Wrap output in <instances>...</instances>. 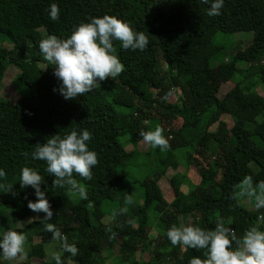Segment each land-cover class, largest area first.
Returning a JSON list of instances; mask_svg holds the SVG:
<instances>
[{
  "label": "trees",
  "instance_id": "trees-1",
  "mask_svg": "<svg viewBox=\"0 0 264 264\" xmlns=\"http://www.w3.org/2000/svg\"><path fill=\"white\" fill-rule=\"evenodd\" d=\"M211 2L0 0V37L11 41L7 53L0 42V84L9 67L15 66L20 71L13 80L20 98L16 102L0 99V146L8 154L1 163L6 178H0V184L13 185L7 193L5 188H0V215L6 216L3 218L6 223L10 221L9 225L12 226V220L18 224L11 230L26 236L28 260L37 257L42 260L38 264H55L54 260L46 261L45 245L52 242V234L44 230L40 221L46 214L28 208L30 201L37 202L35 190L20 185L23 167H31L44 177L41 191L45 192L53 212L48 222L79 250L75 257L62 251L63 264L70 261L105 264L116 246L121 262L127 264H189L194 257L205 259V250L182 249L173 246L167 238L173 225L184 226L189 218L192 223L187 226L204 230L214 229L216 219L222 218L237 237H242L252 226L264 231V221L258 219L264 215V209L257 211L252 204L246 207L241 200L232 199L235 185L254 170L264 181V120L261 118L264 96L258 90V84L264 83V0H224L221 14L214 17L207 15ZM53 3L60 9L56 21L50 18ZM104 15L115 16L134 31L143 32L149 43L144 50H123L114 41L115 54L124 65L122 74L114 80L100 82L99 88L84 96L66 100L59 92L61 82L54 75L55 65L43 59L39 48L43 37L39 29L47 36L67 39L79 24ZM24 16L30 17L36 27L25 24ZM238 32L253 33L252 42L245 50L227 58L218 36ZM160 61L168 70L167 80L161 77ZM40 63L45 64L44 69ZM215 68L225 83H234L222 99L216 97L210 81ZM175 92L180 98L170 107L168 100ZM168 93L171 95L164 100ZM207 113L210 117L202 132L199 126ZM153 116L168 125L182 120L181 129L164 131L166 139L171 136L170 150L150 147L146 153L138 149L143 140L140 133L148 131L146 122ZM224 116H230V120H224ZM43 120L49 124L52 136L63 138L73 130L85 129L92 134L88 147L97 153L99 160L92 169L93 178L83 180L74 174V179L85 186L87 199L72 195L65 188H52L54 177L47 173L46 163L22 155L31 154L37 144L42 145L50 138L30 135ZM212 125H216L213 131L209 129ZM183 129L191 133L190 139L183 137ZM194 142L195 150L190 151L189 146ZM211 143L218 145L213 163L208 152ZM147 157L156 165H165L174 158L178 164L176 174L182 173L181 177L192 165H198L201 184L194 198L178 196L175 174L168 180L174 199L171 202L166 199L160 184L164 174L151 177L144 172ZM123 165L125 170L117 172ZM207 182L210 185L203 186ZM117 187L125 192L118 196ZM132 193L140 196L142 203L132 197L128 212L113 218L114 212L119 213L126 206L125 198ZM154 203L159 214L161 243H157L146 261L137 258V253L150 249L149 210ZM91 206L97 209L98 219ZM105 218L108 222H104ZM35 234L41 237V242L32 244ZM105 252L109 255L103 258ZM1 260L2 255L0 264H10Z\"/></svg>",
  "mask_w": 264,
  "mask_h": 264
},
{
  "label": "clouds",
  "instance_id": "clouds-1",
  "mask_svg": "<svg viewBox=\"0 0 264 264\" xmlns=\"http://www.w3.org/2000/svg\"><path fill=\"white\" fill-rule=\"evenodd\" d=\"M209 4V0H201ZM224 0H212L207 15L210 17L221 14L220 10ZM60 9L57 4L50 5V18L53 21L59 19ZM114 41H118L123 50H144L148 43V37L143 32H136L123 20L110 15L102 18H91L90 22H84L76 27L67 39H59L54 35L47 36L39 43L43 59L54 64V75L61 82L60 94L66 99H75L92 92L100 87V82L116 79L124 71V65L115 54ZM55 91V89H54ZM168 93L163 99L167 100ZM143 142L151 148L167 151L170 147L168 140L163 135V129L157 126L154 131L141 132ZM92 134L87 130L77 132L73 130L63 138L54 135L47 142L35 146L34 151L22 155L27 159L43 161L46 163L47 173L54 177L52 188H65L72 195L81 199H87L86 188L74 179V174L83 180L90 181L93 178L92 169L98 165V155L89 150L88 142ZM0 178H6V173L0 169ZM44 183L37 170L31 167H23L20 174L21 187H32L35 190L37 202H29L28 208L36 213H45L43 220L44 230L52 234L53 242H60L63 252L77 256L78 248L68 243L66 235L48 221L53 212L51 205L41 191ZM5 192H11L13 185L0 184ZM232 194L233 200L246 199L255 210L264 209V181L253 182L251 176H245L235 185ZM125 207L114 212L117 214L128 212L127 205L133 203L132 196L125 198ZM37 219H39L37 217ZM264 221V215L258 218ZM30 219L28 222H31ZM129 224L132 221H128ZM111 231V229H109ZM167 238L173 246H181L197 250H205V259L194 257L189 264H264V231L258 226L247 229L242 237H237L236 232L225 226L222 218H217L215 228L204 230L196 226L173 225L167 232ZM26 236L15 230L6 231L0 238V255L4 261L20 262L27 258L25 250ZM55 264H63L59 251L51 253Z\"/></svg>",
  "mask_w": 264,
  "mask_h": 264
},
{
  "label": "rangeland",
  "instance_id": "rangeland-1",
  "mask_svg": "<svg viewBox=\"0 0 264 264\" xmlns=\"http://www.w3.org/2000/svg\"><path fill=\"white\" fill-rule=\"evenodd\" d=\"M25 24H27L29 27L31 28H35L36 24L32 21V19L28 16H24L23 18ZM43 39L47 37V35L43 32V30L39 29ZM253 39V33L251 32H238L235 33L233 35H223V36H218V41L219 44L224 46V52L226 53V57L230 58L233 57L237 51L240 50H245L252 42ZM0 42L1 45L3 47L6 48V53L8 52V49L11 48V41L6 38V37H0ZM7 55V54H6ZM39 66L44 69L45 68V64L40 63ZM159 68H160V74L161 77L164 80H167V69L165 68V65L162 61L159 62ZM20 73V71L15 67V66H11L9 67V69L7 70L6 73V77L4 79V81L0 84V99L3 100H9L11 102H16L19 98H20V94L17 91L15 85H14V78L16 77V75ZM246 80H248V78H246ZM210 81L212 84V87L214 89L215 95L218 99H222L224 97V95L231 89L234 87V83H225L221 77L219 76V71L217 68L213 69L211 71L210 74ZM169 83V82H168ZM258 90L261 93V95L264 96V83L262 84H258ZM179 93H174V95L169 98L168 100V104L170 107H174L177 104V101L179 100ZM210 117V113H207L206 115H204L203 119H202V123L199 126V129L203 132L206 130L207 128V124H208V119ZM261 118L264 120V112L261 115ZM224 120L229 121L230 120V116H224ZM148 131H154L155 128L157 126H160L163 129V135H164V131L168 130V129H173V130H177V129H181L182 127V120L181 119H177L174 120L172 122V124L168 125V123H166L165 121H160L158 116H153V119H150L149 121L146 122ZM216 125H212L209 129L211 131L215 130ZM182 134L183 137L185 139H190L191 137V133L187 130V129H183L182 130ZM30 135L32 137H52V133H51V128L49 126V124L47 123V121L43 120L42 125L37 128V129H32L30 131ZM165 137V135H164ZM166 138V137H165ZM125 140H128L127 137L124 138ZM167 140H171V136L169 137V139ZM195 142L194 144H191L189 146L190 151H194ZM138 149L141 152H148L150 149V146L145 144L143 142V140L141 142H139L138 145ZM127 150L130 151L131 150V144L128 145ZM170 150V149H168ZM217 150H218V145L216 143H211L208 147V152L209 155L211 157V163H213V161L215 160V157L217 156ZM8 157L7 152L4 150V148H2L0 146V167H1V163L4 162ZM198 166V165H197ZM195 165H192L185 173V175H183L182 177L180 175H182V173H177L176 174V169L178 167V164L176 162V160L174 158H171L167 161V163L165 165H156L153 163V161L151 160L150 157H147L145 164H144V172L148 175H150L151 177H153L155 174H164V177L162 178V180L160 181V184L163 186L162 191L164 192L166 199H169V201L171 202L174 199V192H173V188L169 187L168 185V180L170 181V178L174 176V181H175V186L176 189H178L179 191V195L184 194L186 196L187 199L191 200L194 198L195 196V192H196V188L201 184V175H200V167H197ZM200 166V165H199ZM201 166L206 167L205 163L201 164ZM202 168V169H203ZM125 170V166H119L117 168V172L121 173ZM255 172L253 174H251V177L253 179L254 183L260 182L262 181L257 173L256 170H254ZM218 182H220V178L218 179ZM208 185H210L209 182L205 183L203 186L207 187ZM214 185V191L217 193L218 192V188H217V182L213 183ZM117 193L118 196L122 195L123 192H125V190L122 187H117ZM131 196L133 197L134 200H136L138 203H142V199L140 196L136 195L135 193H132ZM241 202L243 203V205H245L246 207H252L251 203L248 202L246 199H241ZM176 203V202H175ZM155 203L151 206L149 212H150V224L152 226V231L150 233V249H146L143 253L138 252L137 253V258H141L143 260H149L151 258V256L153 255V250L154 248H156L157 243H161L159 242L161 240V235L162 232L158 229L157 227V217H158V212L155 210L154 208ZM91 209L93 210L96 219H98V211L97 209L93 208L91 206ZM66 212H68L67 210H65ZM5 215H0V235L4 234L6 231L11 230L13 228H16L18 226V224H16L13 220L11 221L12 226L9 225V223H6V220H4ZM35 217V216H34ZM6 218V216H5ZM104 222H108V220L105 218ZM192 223V219L189 218L188 222L185 223L184 226L190 225ZM21 226V224H20ZM41 242V237L39 235H34L32 238V244H37ZM26 244H27V240H26ZM25 244V246H26ZM29 245V244H27ZM29 246H27L25 248V250L28 249ZM184 247H182L183 249ZM45 250H46V256H47V260L46 261H53V259L51 258V253L54 251H59L60 254L62 253V250L60 248V242H51L45 245ZM112 253L111 255H109V253H103L101 256L103 258L106 257V255H109L108 257H106L107 261L105 262V264H127L125 262H121L120 258H119V252H118V247H114L113 250H111ZM115 251V252H114ZM1 261H4L3 258ZM26 262H28L29 264H38L40 262H42L41 259L37 258V257H33L30 258L29 260L26 258L23 261L20 262H9L10 264H25ZM69 264H78L77 262H73L70 261Z\"/></svg>",
  "mask_w": 264,
  "mask_h": 264
}]
</instances>
